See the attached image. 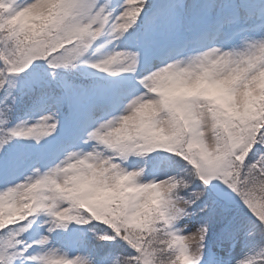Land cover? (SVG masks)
<instances>
[{
  "label": "snow or ice",
  "instance_id": "snow-or-ice-1",
  "mask_svg": "<svg viewBox=\"0 0 264 264\" xmlns=\"http://www.w3.org/2000/svg\"><path fill=\"white\" fill-rule=\"evenodd\" d=\"M0 264H264V0H0Z\"/></svg>",
  "mask_w": 264,
  "mask_h": 264
}]
</instances>
